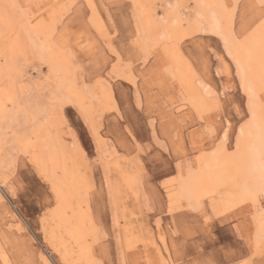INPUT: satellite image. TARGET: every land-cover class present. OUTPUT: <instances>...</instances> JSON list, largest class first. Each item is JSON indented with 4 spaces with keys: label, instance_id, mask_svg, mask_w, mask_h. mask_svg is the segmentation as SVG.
Returning <instances> with one entry per match:
<instances>
[{
    "label": "rangeland",
    "instance_id": "obj_1",
    "mask_svg": "<svg viewBox=\"0 0 264 264\" xmlns=\"http://www.w3.org/2000/svg\"><path fill=\"white\" fill-rule=\"evenodd\" d=\"M213 2L237 42L264 21L261 0ZM197 11V0H0V264H264L253 203L226 202L224 187L193 205L171 196L216 148L234 151L249 116ZM38 21L64 53L68 101L30 44Z\"/></svg>",
    "mask_w": 264,
    "mask_h": 264
},
{
    "label": "bare ground",
    "instance_id": "obj_2",
    "mask_svg": "<svg viewBox=\"0 0 264 264\" xmlns=\"http://www.w3.org/2000/svg\"><path fill=\"white\" fill-rule=\"evenodd\" d=\"M197 1L199 5V11H197V14H199L200 17L204 19L205 22L208 24L207 31L209 30L208 31L209 33L215 34L217 35V37L221 39L224 47L226 48V52L228 56L231 58V60L233 61L236 67V75L239 80L240 88L247 97L246 106H247L249 116L247 118L246 124L240 127L239 136L237 134L238 138L234 146L235 147L234 151L229 155L226 153L223 146H221L220 149L216 148L212 152L213 155L211 157L209 158L206 157V160H204V166L198 167L193 172L189 170L190 172L187 173L185 177H182L181 179L177 181L176 188L174 189V191H172L173 193H171L172 194L171 196H172L173 201L185 200L188 204L193 205L197 202V200L200 197H209L214 194H217V188L224 187V193L222 195L226 199L225 200L226 202L228 201L232 203L234 202L240 203L242 201L245 202L247 200L253 203V206L256 208L255 216L253 218L254 220L253 222L256 226V228L254 229H257L256 230L257 237H264V207L261 209V211H258V208H259L258 198L262 196L263 201H264V195H255L254 197V194H259L262 191V189H264V112L262 109V105L260 104L259 99H258V91L264 90V21L258 27L256 26L257 28H255V30L251 32L250 35L245 37L243 41L237 42L235 40V37L231 33L232 31L230 28V23L226 22L225 20L227 18H225V13H224L225 8L223 6V3L221 5H216L215 4L216 2L215 3L213 2L214 0L213 1L212 0H197ZM141 9L139 8V10ZM228 12L229 11H226V13ZM50 17L52 16L50 15ZM224 21H225V24H223ZM43 22L44 21H38L36 25L33 26V28L31 29L32 30L31 35H29L30 34L29 33L28 38L31 41L30 43L31 46H33L36 49L40 58L44 60L45 62L48 61V67L53 70V73H52L54 74L53 76H56L58 78L59 85L56 84L58 86L57 93L61 95L62 91H64L65 92L64 101H68V99H70L68 97L75 98L78 94V91H76L73 87H71L70 83L68 81H65V79L63 78L61 74L62 70L65 71L67 69L65 68L67 66H65L66 62H65L64 53L60 48L58 49V48L53 47L54 43L52 42V39L49 38L51 36L50 35L51 33L49 31L50 28L44 29L43 25L46 22H44V24ZM46 24H49V23H46ZM150 24H149V29H151ZM47 27H52V26L48 25ZM35 35L41 36L43 38V41L46 44H49V47L47 48V50H46L47 45L43 41L41 43L37 42L36 39L34 38ZM17 46L18 48H21V45H17ZM28 49H31V48H28ZM186 79L188 80V78L185 77L183 81L189 83L188 82L189 80L187 81ZM193 95L194 94L192 93L191 98L194 101V105L198 107L199 109L204 108V105L206 104L203 105L202 99L198 98L195 95L193 96ZM163 97L164 96H162V98ZM170 99H169V102H170ZM205 101L206 100H204V103ZM209 105H206V106H208L209 108ZM35 112H38V111H35ZM24 136H27V134L25 133ZM23 137L22 139L26 138V137L25 138ZM18 139L17 141L19 142V140L21 139L19 140ZM223 140L224 139H222V141ZM20 142L22 143V141ZM55 143H52L51 148L55 147L53 145ZM17 146L20 147L19 144ZM22 146L25 147V144H23ZM41 156L44 157V155H41ZM54 156H53V159H54ZM42 157H41V160H42ZM40 165H41V162H40ZM40 165H37V166H40ZM62 165L64 164L62 163ZM52 167H54L55 171H58V170L62 171V168H60L59 165L58 167L56 166H52ZM71 168H74V167L71 166L70 169ZM43 171L45 170L43 169ZM46 174H48V172ZM67 177L69 181L72 182L71 179H73V175L71 174V172H70V175ZM63 179L64 178H62L60 182L62 181V183L65 184V181H63ZM60 184L58 186H61ZM56 188L57 187H55V190ZM65 192L67 194V191ZM56 193H59V190ZM68 193L70 192L68 191ZM63 194L65 193L63 192L62 198L61 199L59 198V199L64 202V203L62 202V206L65 205L64 207H66L69 195L66 198L65 196L66 194L64 195V197H63ZM68 224L71 225V223H68ZM72 224L74 226L75 224H77V221H75Z\"/></svg>",
    "mask_w": 264,
    "mask_h": 264
},
{
    "label": "snow or ice",
    "instance_id": "obj_3",
    "mask_svg": "<svg viewBox=\"0 0 264 264\" xmlns=\"http://www.w3.org/2000/svg\"><path fill=\"white\" fill-rule=\"evenodd\" d=\"M261 3L264 4V0H261ZM255 195H264V189H262V191L259 193V194H254V197ZM264 203V202H262Z\"/></svg>",
    "mask_w": 264,
    "mask_h": 264
}]
</instances>
